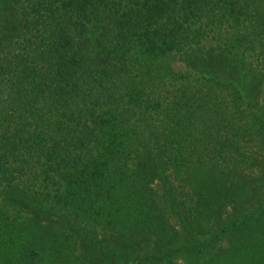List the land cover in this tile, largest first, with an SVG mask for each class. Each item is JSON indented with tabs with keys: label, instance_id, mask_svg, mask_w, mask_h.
<instances>
[{
	"label": "trees",
	"instance_id": "trees-1",
	"mask_svg": "<svg viewBox=\"0 0 264 264\" xmlns=\"http://www.w3.org/2000/svg\"><path fill=\"white\" fill-rule=\"evenodd\" d=\"M0 264H264V0H0Z\"/></svg>",
	"mask_w": 264,
	"mask_h": 264
}]
</instances>
